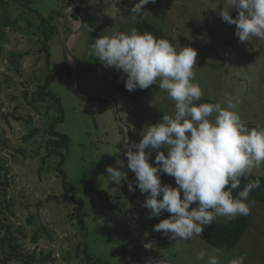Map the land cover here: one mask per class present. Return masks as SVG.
<instances>
[{"label": "rangeland", "instance_id": "374dc122", "mask_svg": "<svg viewBox=\"0 0 264 264\" xmlns=\"http://www.w3.org/2000/svg\"><path fill=\"white\" fill-rule=\"evenodd\" d=\"M4 1L8 16L0 3V209L13 230L26 235L20 239L25 251L35 247L31 238L36 234L38 249L52 253V259L38 264H85L84 246L99 258L93 264H196L201 250L211 253L213 249L218 250L220 264L240 258L243 264H264V202L248 200V227L231 249L214 248L200 237L174 241L154 230L170 213L148 218L147 194L138 187L128 189L135 173L128 169L124 153L126 146L142 139L149 125L171 114L175 102L159 88V80L147 89L128 91L126 74L105 67L91 54L96 38L130 33L138 20H147L172 37L177 49L197 50L193 71L194 82L204 93L200 102L238 99V111L252 128L264 126V40L253 37L240 42L236 25L219 14L227 7L223 0H155L144 5L143 14L134 21L130 9L137 0ZM78 6L74 19L71 14ZM40 15L52 30L41 25ZM230 15L235 18L238 10L230 9ZM38 27L51 31L49 62ZM61 69L48 90L58 98L62 112L47 94L30 104L38 86ZM60 114L62 120L54 129L70 140L62 168L77 188L76 197L84 201V230L71 214V202L64 199L56 169L59 157L42 161L50 138L47 130ZM33 127L39 133L23 142V135ZM160 150L164 149L151 150L149 163H155ZM117 159L124 161L121 170L127 173V181L120 184L109 180L106 172L109 165L117 167ZM41 165L46 169L39 173ZM252 174L264 178V166ZM161 182L176 186L167 174H162ZM100 192L107 194V200ZM50 195L57 200H47ZM8 240L7 231L0 227V264ZM200 264H207V257Z\"/></svg>", "mask_w": 264, "mask_h": 264}, {"label": "clouds", "instance_id": "9594fccd", "mask_svg": "<svg viewBox=\"0 0 264 264\" xmlns=\"http://www.w3.org/2000/svg\"><path fill=\"white\" fill-rule=\"evenodd\" d=\"M155 0H137L130 9V19L143 14V6ZM227 7L220 11L223 21L235 24L240 42L250 38L264 40V0H223ZM238 15H230V9ZM95 58L105 67H114L126 74L128 91L144 90L157 83L174 101V111L163 114L159 122L151 124L138 143L126 146L127 167L135 173V187L129 191L146 193L144 207L148 218L162 212L167 218L154 225V230L171 240H191L200 237L205 226L218 217L233 219L250 214V193L260 187V179L249 181L237 195L242 177L264 166V126L249 128L242 119L238 99L228 96L222 102H200L204 95L194 82L193 68L198 52L191 46L179 49L166 38L150 32H115L95 39L92 44ZM149 149V151H146ZM160 150L155 163H149L151 150ZM117 167H106L109 180L120 184L127 181L122 171L124 161L117 159ZM162 174L175 179L176 186L163 184ZM182 193V195H181ZM159 197V198H158ZM195 204L194 207H190ZM201 250L196 264H220L216 255ZM231 264H243V258Z\"/></svg>", "mask_w": 264, "mask_h": 264}, {"label": "trees", "instance_id": "16d2710c", "mask_svg": "<svg viewBox=\"0 0 264 264\" xmlns=\"http://www.w3.org/2000/svg\"><path fill=\"white\" fill-rule=\"evenodd\" d=\"M0 3L4 4V12L5 16L7 17L6 13V8H7V2L4 0H0ZM79 7L72 12V17L77 18V14L79 11ZM1 12V10H0ZM3 14V12H2ZM41 25L45 26L46 24L49 25V29L52 30V26L48 24L47 20L41 16ZM2 25H0V28ZM40 30V34L43 35V38L40 39V43L42 44L43 48L46 50L45 57L47 61L49 62V46H48V41L50 39V34L51 31L49 32V29H41L38 27ZM136 30L139 32H150L152 33L155 37L157 38H166L168 39L173 45H174V40L172 37L167 35L165 32H163L161 29L157 28L155 25L150 23L147 20H138L135 24L134 27ZM63 69L59 70L56 74H51L49 77L44 81L43 84L39 85L36 91L34 92L33 98L31 101H29L30 104H34L36 101H40L44 99V96L47 94L52 100L54 105H58V110L60 113L62 112V107L59 103L58 98L56 95H54L52 92L48 90L49 88V83L51 79L55 75H59ZM25 97H27V93L25 92ZM0 114H1V104H0ZM62 115L60 114L57 119H54L50 125L49 129L47 130L48 135L50 138L46 140L45 142V149L47 151V154L42 157V161L45 163L49 158H51L53 155H57L59 158L56 162V169L61 177V182H62V187H63V195L64 199H69L71 202V214L72 216L77 217V224L79 225L81 230H84V201L80 198L76 197L77 194V188L74 186L73 183H70L66 179V174L64 169L62 168L63 162H64V151H67L69 148L70 140L69 137L65 134L58 133L54 129V125L58 120H62ZM40 129L38 127H33L31 128L27 134L23 135L22 140L23 142H27L31 140L34 136H36L39 133ZM46 168L41 165L38 168L39 173L44 171ZM259 178L260 179V187L253 190L249 197L248 200L253 201V202H264V178L261 176H257L254 174H251L250 176L247 177H242L241 178V183L238 189L233 190V195H237V193L244 188V186L249 182L253 181L255 179ZM136 180V177L132 179V183ZM3 185H7V180L3 182ZM103 198L107 200L108 196L107 194H102L101 192L99 193ZM182 195V193H181ZM55 199L57 200L56 195H50L47 197V200ZM8 205V204H7ZM195 204L191 205L190 207H194ZM8 207V206H6ZM0 227L5 228L7 231V234L9 235V240H8V248L5 251V255L2 258V261L4 264H9L11 261H23L24 264H38L41 261L47 260V259H52L51 257V252L44 254L43 251L38 249L37 243L39 241V238H37V235L34 234L31 238V243L35 245V247L32 250H27L25 251L24 246L22 243H20V239L26 237L24 232L18 231V230H13L10 222L6 221V218H4L1 215V209H0ZM248 227V217L247 216H241L238 215L233 219H229L226 222H219L217 219L209 226H205L202 234L200 235V238L203 239L208 245L217 248V249H231L233 248L241 238L243 232L247 229ZM19 232L20 238L17 237L15 234L16 232ZM84 254L86 257V263L85 264H93L94 261H98L99 258H94L91 256L88 251L87 247L84 246Z\"/></svg>", "mask_w": 264, "mask_h": 264}, {"label": "crops", "instance_id": "0c3cea01", "mask_svg": "<svg viewBox=\"0 0 264 264\" xmlns=\"http://www.w3.org/2000/svg\"><path fill=\"white\" fill-rule=\"evenodd\" d=\"M150 243H148V245H149ZM147 245V244H146ZM155 263V262H154Z\"/></svg>", "mask_w": 264, "mask_h": 264}]
</instances>
